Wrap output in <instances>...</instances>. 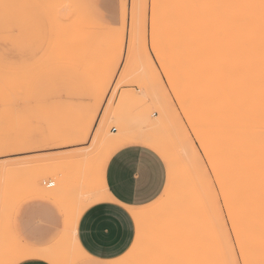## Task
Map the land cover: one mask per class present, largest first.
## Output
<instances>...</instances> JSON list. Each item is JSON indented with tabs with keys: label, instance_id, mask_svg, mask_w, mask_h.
Wrapping results in <instances>:
<instances>
[{
	"label": "rangeland",
	"instance_id": "obj_1",
	"mask_svg": "<svg viewBox=\"0 0 264 264\" xmlns=\"http://www.w3.org/2000/svg\"><path fill=\"white\" fill-rule=\"evenodd\" d=\"M145 2L0 0V41L8 29L21 25L18 23L22 22L23 10V25L33 34L26 50L13 52L3 44L0 47V187L5 177L12 179V197L7 206L0 200V222L6 214H11L15 222L21 204L40 197L62 210L68 229L79 209L88 206L84 202H94L95 195H109L104 182L106 164L115 151L130 144L156 149L158 158L164 157L161 160L165 165L164 184L168 182L171 167L188 190L198 191L200 179L195 163L199 157L193 139L196 144L200 139L194 132L193 139H189L191 122L187 117L181 120L183 113L177 114V107L182 106L173 103L175 89H171L172 95L164 89L156 68L147 59L146 49L153 46V39L150 14L145 37ZM35 3L45 5L39 10L44 22L33 19L34 10L26 7ZM32 22L40 24L38 33L33 32ZM222 41L209 35L197 45L199 58L210 67L223 59ZM162 50L159 54L153 53L156 63H162L160 56H164L179 71L180 53L175 49ZM11 56L45 69L43 84L35 91L52 98V102L37 108L35 125L25 130L38 139L30 143L13 142L9 154L5 155L3 128L5 121L14 119L6 105L14 103L18 96L27 100L33 92L23 74L6 73V61ZM164 79L167 80V73ZM190 104L193 114L198 116L202 106L195 96L190 97ZM195 198L189 208L178 202L170 203V217L159 221L166 253L154 256L140 249V258L171 260L177 264H222L224 255L212 220L213 205L210 201L207 207L199 197ZM133 210L132 242L136 239L138 220L139 224L152 225L158 214L155 208ZM70 237L69 231L57 237L47 250L50 261L55 257L65 258ZM122 256L112 260L113 264H118ZM4 259L0 255V260Z\"/></svg>",
	"mask_w": 264,
	"mask_h": 264
},
{
	"label": "snow or ice",
	"instance_id": "obj_2",
	"mask_svg": "<svg viewBox=\"0 0 264 264\" xmlns=\"http://www.w3.org/2000/svg\"><path fill=\"white\" fill-rule=\"evenodd\" d=\"M26 7L34 10L33 19L44 22L39 10L45 5L35 3ZM254 7L260 8L264 20V0H260L259 5L248 0H146L143 4L145 37L149 14L152 24L153 46L146 49L147 59L151 60L156 68L164 89L169 91L170 95H172L171 89H175L173 103L182 106L177 107V114L183 113L181 120L187 117L191 122L189 139H193V132L200 139L199 144L193 139V147L199 157L196 167L200 185L196 193L191 192L186 188L181 177L174 175L170 167L168 182L163 185L161 191V186L156 183V170L164 157L144 158L141 168L143 180L141 191L143 193L151 191V195L147 196V203L141 201L138 207L155 208L158 214L152 225L139 224L138 220L136 239L131 246H126L118 264H177L171 260L143 259L139 257L138 251L143 249L154 256L164 254L159 221L170 217V203L178 202L189 208L196 196H199L206 205L210 201L213 205L217 239L224 255L222 264H241V257L248 243L247 232L254 212L252 182L243 164L247 157L241 147L246 139L245 112L250 88V71L245 60L244 25L247 20L244 17L233 18L231 15L202 16L199 10ZM135 25L134 16V29ZM226 34L230 37V42L220 50L223 59L210 67L199 58L197 45L209 35L225 38ZM32 40V32L25 25H20L8 29L0 43L16 52L26 50ZM162 49L164 51L175 49L180 53L179 71L176 67L170 66L164 56H160L162 63H156L157 57L153 53L159 54ZM123 64L124 61L121 60L120 65ZM13 71L23 74L25 82L33 92L27 100L18 96L14 103L6 105L14 119L11 122L5 121L4 124L5 155L9 154L13 142L30 143L38 139L34 133L28 134L25 130L30 125H35L37 108L52 102V98L42 96L35 91L43 84L44 68L35 65L32 61L25 62L17 56H11L6 61V73ZM165 73L167 80L164 79ZM261 89L262 106H264V65L261 69ZM7 90L6 84L5 91ZM23 91L24 88L21 87L20 92ZM193 96L202 106L198 116L193 114L190 104V97ZM87 139L90 140L91 136ZM151 151L155 152L156 149ZM212 193H215L214 199ZM11 197L12 179L5 177L3 186L0 187V200L7 206ZM166 201L168 203H165ZM31 207L30 202H25L16 213L15 222L11 214H6L0 222V255L6 257L0 260V264H52L46 252L55 243L58 232L51 224L46 227H33L29 214ZM119 209L129 213L135 211L126 207L122 199L116 201V210ZM261 214L264 224V176H262ZM261 236L264 239V227ZM86 251L87 249L79 243L78 235L72 233L65 258L55 264H100V261L95 259H83Z\"/></svg>",
	"mask_w": 264,
	"mask_h": 264
},
{
	"label": "crops",
	"instance_id": "obj_3",
	"mask_svg": "<svg viewBox=\"0 0 264 264\" xmlns=\"http://www.w3.org/2000/svg\"><path fill=\"white\" fill-rule=\"evenodd\" d=\"M24 18L23 10L22 22L17 23L23 25ZM32 25L33 32L38 33L40 24L32 22ZM1 45L2 43L0 47ZM148 157L159 159L154 152L142 145H125L115 151L104 171V182L109 195H95L94 202H84L83 205L88 206L79 209L76 216L71 219L68 229L64 213L48 199L30 198L24 201L20 208L25 202L31 203L29 214L33 227H46L51 224L58 232V236L68 231L70 236L72 233L78 235L79 243L87 249L83 259H95L100 261V264H113L112 260L120 257L126 246H130L134 235L132 212L116 210V201L122 199L125 206L130 209L138 207L141 201L147 203V196L151 195V191L147 193L141 191L143 187L141 168L142 160ZM156 183L162 190L165 183V165L161 160L156 170ZM49 253L50 251L46 252L47 257ZM63 259L64 257H55L51 262L55 264Z\"/></svg>",
	"mask_w": 264,
	"mask_h": 264
},
{
	"label": "bare ground",
	"instance_id": "obj_4",
	"mask_svg": "<svg viewBox=\"0 0 264 264\" xmlns=\"http://www.w3.org/2000/svg\"><path fill=\"white\" fill-rule=\"evenodd\" d=\"M248 2L253 3L255 5L260 4V0H248ZM178 11H183V10H178ZM199 14L202 16H207V17H215L218 15H231L233 18L244 17L247 20V23L244 25L245 60L248 64L249 71H250V88L248 89V93H247L248 103H247L246 112H245V122H246L245 123V136H246V139H245V141L241 147H242V150L247 157L243 161V164H244V167L248 170V173L251 177L252 190H253V200H254V212H253V215L251 217L250 227L248 228V232H247L248 243L246 244V246L244 248L243 255H242L241 259H242L243 264H264V239H262V236H261L262 227H264V224H262V219H261V216H262V214H261L262 176H264V171H262V168H264V106H262V99H261V95H262L261 69H262V65H264V20H262L261 10L259 7L247 8V9H231V10H229V9H219V10H217V9H201V10H199ZM220 39H223L222 43H223L224 47L230 42V37H227V34H226L225 38H220ZM203 46H202V48H203ZM197 47H199V46H197ZM90 127H89V129H90ZM155 141H157V140H155ZM153 144H154V142H153ZM197 197H199V196H197ZM196 198H195V200H196ZM196 203H198V202H196ZM208 206L209 205H207V207ZM203 208H204V206H203ZM192 209H193V207H192ZM198 211H200V210H198ZM192 214H194V213H192ZM196 214H197V212H196ZM183 215H186V214L183 213ZM189 219H191V218H189ZM199 219H201V218H199ZM196 220H197V218H196ZM212 220H214V219H212ZM194 223H196V222H194ZM245 223L246 224L248 223L247 217L245 218ZM176 226H177V224H176ZM182 226H184V225H182ZM196 228H195V230H196ZM201 229H202V227H201ZM214 229H215V227H214ZM192 235H193V233H192ZM196 239H197V236H196ZM207 239H208V237H207ZM200 244H202V243H200Z\"/></svg>",
	"mask_w": 264,
	"mask_h": 264
}]
</instances>
